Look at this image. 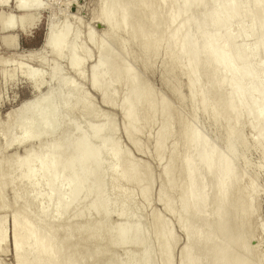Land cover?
<instances>
[{"label":"bare ground","instance_id":"obj_1","mask_svg":"<svg viewBox=\"0 0 264 264\" xmlns=\"http://www.w3.org/2000/svg\"><path fill=\"white\" fill-rule=\"evenodd\" d=\"M14 2L19 17L15 20L17 14L11 13L15 19L8 23L28 34L39 22L41 0ZM91 18L144 72L161 56V82L168 94L180 106L187 105L190 115H202L224 151L209 145L89 31L84 34L87 49L80 44L78 28L63 23L57 30L55 23L46 24L37 49L45 47L56 61L65 57L78 84L85 78L103 102L120 108L119 129L135 150H145L138 145L142 133L151 138L161 179L155 200L185 235L176 264H264L259 236L264 226L257 222L260 190L229 159L252 171L256 182L264 172V0H99ZM159 27L162 33L155 34ZM247 38L252 40L238 43ZM90 48L96 60L89 62L86 76ZM29 70L23 74L27 72L31 96L6 112L0 136L4 149L32 144L21 157L12 154L0 163V184L7 172L14 173V181L27 183L24 192L36 203L40 222L32 227L17 215L8 218L12 264H82L101 258L103 264H174L178 238L169 221L155 210L141 219L128 188L137 185L138 197L148 204L155 182L149 167L117 145L113 121L100 119L92 100L56 64L47 72L54 82L44 92V74ZM117 84L124 93L115 104ZM79 118L85 119L84 130L77 125ZM251 150L260 157L255 165L248 159ZM63 151L67 154L61 157ZM13 195L22 197L17 190ZM113 215L120 224H110ZM81 218L83 222L70 223ZM47 222L53 233L63 228L67 245L44 230ZM5 240L4 218L0 253L6 250ZM76 245L81 251L68 253ZM125 246L131 250L123 259L106 254Z\"/></svg>","mask_w":264,"mask_h":264},{"label":"rangeland","instance_id":"obj_2","mask_svg":"<svg viewBox=\"0 0 264 264\" xmlns=\"http://www.w3.org/2000/svg\"><path fill=\"white\" fill-rule=\"evenodd\" d=\"M7 0H5L6 3ZM15 0H8V2L3 3L1 5L0 3V126H2L6 122V118L13 108H15L21 101L25 100L26 98L31 96L32 90L30 89V86L25 82L24 78L27 74H23L24 71H28L29 69L35 70V73L42 75L41 79L43 82L46 80L47 85L42 84L40 91L42 90L44 92V89L47 88V86L52 84L54 80L48 79L49 73L48 70L51 66L56 64L58 66V69L60 70L61 75H63L66 78H70L74 80L75 77H72L73 73L70 72L67 64H66V58L63 57L56 61L53 58V55L48 52V50L45 47V49H37L40 47L43 39V35L45 32V27L47 24L48 26L54 25L56 26V29L59 30L61 25L64 23L70 25L72 28H78L81 32V38H80V44L82 46L88 45V42H86V38H84V34L89 31L95 38L102 41L105 48L112 52L116 58L121 61L123 64L127 65L133 73L141 80L142 84L146 87H149L154 95L157 97H164L166 102L171 106L174 110H176L180 116L182 117L183 121L190 125L195 131H197L202 137H204L208 144L213 146L215 150L221 154H224V151L218 141L214 137V130L212 126L204 122V119L202 118V115L198 113L196 116H192L189 114L187 105L182 107L180 106L177 101L170 97L168 94V91L166 87L163 86L161 79V71H160V62L162 57L158 56L157 59H155L153 62L150 63L151 68L150 70L144 72L143 70L139 69L132 60L128 59L123 53H121L116 46L108 40V37L103 34V26L99 23H97L93 18H91V13L93 11V8L95 7L96 3L99 0H41L42 9L40 10L39 16V22L37 23V26L31 30L28 34H23L20 31H16L12 27L13 20L15 19V15H12L13 17L9 16L11 13L17 14L16 19H18L19 12L15 9ZM12 2V3H11ZM5 5V6H4ZM13 5V6H12ZM4 6V7H3ZM8 18V19H7ZM11 18V19H10ZM11 20V22L9 21ZM8 21L11 23H8ZM15 22V21H14ZM48 22V23H47ZM50 22V24H49ZM9 25V26H7ZM13 28V29H12ZM59 28V29H58ZM155 34L162 33V28H156L154 31ZM252 40V38L247 39H240L238 43H241L242 41L248 42ZM87 49H89V46H86ZM90 48L89 54V60L88 63H85L84 65V75H88V70L90 65L93 64V62L96 60V52ZM40 57H37V55ZM39 50H43L42 52L37 53ZM30 53H28V52ZM20 53H22V58L20 57ZM31 59H27L28 55ZM33 53V59L32 58ZM25 54V55H24ZM95 54V55H94ZM26 56V59H24ZM94 61L92 62V60ZM91 61V62H90ZM91 64H90V63ZM90 64V65H88ZM29 70V71H30ZM32 70V71H33ZM37 70V71H36ZM39 71V72H38ZM42 71V72H40ZM34 72V71H33ZM86 75V76H87ZM85 76V77H86ZM43 77V78H42ZM23 80H22V79ZM181 78V82L184 81L183 77ZM77 82L78 80L75 79ZM74 80V81H75ZM52 81V82H51ZM75 81V82H76ZM50 82V83H49ZM76 82V83H77ZM80 83L78 86L81 88L83 92L86 93V95L92 100L94 109L96 113L98 114L100 119L105 120H112L113 123L117 127L116 137H117V145L124 149L126 153L129 155V157L140 164H146L151 173H153V184L154 187L151 188V192L149 194V202L148 204L140 199L138 197V186H129L128 188L133 193L135 202L139 206V208L142 211L141 219L144 217H147L149 215V211L155 210L157 211L160 216L166 220L169 221L171 225L172 231L175 233V235L178 238V244L175 246L173 251V258H174V264H176V260H178V252L180 246L183 244L185 240V235L182 233L179 229V225L177 221L163 211L162 204L156 202L155 200V194L156 188L158 187L159 182L161 179L159 178V170L160 165L156 162L153 156V150H152V140L151 138L148 139L147 135L145 133H142L138 138V145L139 147L145 148L143 151H137L133 148L132 144L126 139V136L124 132L119 129L121 123H122V112L120 108L117 105H112L111 103L103 102V100L100 98V94L95 93L88 84H86V79H82L79 81ZM180 84V83H179ZM49 85V86H50ZM46 86V87H45ZM45 87V88H44ZM115 104L119 102V100L122 98L124 93V88L122 84H117L115 86ZM41 91V92H42ZM31 92V93H30ZM182 93L186 95V91L183 90ZM9 111V112H8ZM7 112V114H6ZM6 115V116H5ZM85 119L79 118L77 120V125L82 129L85 124ZM157 125L153 126L152 129L149 131V135H151ZM66 130V129H63ZM62 131V130H61ZM60 131V132H61ZM243 134L245 136L249 135V131L246 128H243ZM56 133L53 136L54 140H57L60 137L61 133ZM3 136H0V163L6 161L10 156L12 155L14 159H17L18 157H21L23 155L22 152H24V147L27 149L26 145L24 147H9L4 149L3 148ZM37 143L33 142V145H36ZM66 152L63 151L60 155L61 157L66 156ZM250 155V156H249ZM248 159L251 162V165H255L259 162V154L255 152V150H251L249 152ZM230 162L241 172H243L244 176L251 182H253L260 190V206L258 210L257 215V222L262 224L264 226V172H260L259 176L257 177V182L253 177V173L250 170H246L243 166H241L235 158L229 157ZM106 161V158H104V162ZM158 173V175H157ZM261 174V175H260ZM156 177V178H155ZM14 173L7 172L6 174H2L1 184H0V220L5 218V225H6V240H5V251L0 253V264H12V256L10 252V246H9V239H8V232H9V224H8V218L12 215H17L18 217L26 220L32 227L38 226L40 219L37 214V206L36 203L33 202V200L24 192V190L27 187V183L24 181H14ZM13 190L19 191V193L22 195V197L15 199L13 195ZM106 194H110V187L106 186ZM263 200H262V198ZM153 198V199H152ZM90 200V197L85 200L87 202ZM151 200V202H150ZM263 206V207H262ZM260 212V213H259ZM143 217V218H142ZM259 217V218H258ZM120 218L116 215H113L110 220L111 225H118L121 223ZM84 218H81L79 220L72 219L71 224H77L80 222H83ZM93 220V219H91ZM7 221V222H6ZM51 222H47L44 226V230L51 236H55L59 241L67 245L65 242V239L63 238V228L60 229L58 233H53L51 230ZM63 227V225H61ZM193 228L195 229V226L193 225ZM51 231V232H50ZM262 234V236H261ZM259 235L261 238L260 240L264 242V231L261 232ZM63 238V239H62ZM263 248V249H262ZM68 253L74 254L79 253L81 251V246L76 245L73 247H68ZM131 248L129 246H125L124 248H118L116 250H106L107 255H111V257H115L118 259H123L125 257V253L127 251H130ZM261 252L264 253V244L261 246ZM105 258H101L98 260H88L83 262L82 264H103V260Z\"/></svg>","mask_w":264,"mask_h":264}]
</instances>
